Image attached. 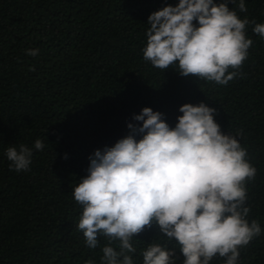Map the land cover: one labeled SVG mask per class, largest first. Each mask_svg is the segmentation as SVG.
I'll list each match as a JSON object with an SVG mask.
<instances>
[{
    "label": "trees",
    "instance_id": "obj_1",
    "mask_svg": "<svg viewBox=\"0 0 264 264\" xmlns=\"http://www.w3.org/2000/svg\"><path fill=\"white\" fill-rule=\"evenodd\" d=\"M178 2L0 0V264H102L108 241L100 236L97 248L86 246L77 228L82 208L72 194L89 156L126 136L127 123H137L133 114L144 107L174 127L181 105L201 102L216 109L223 133L243 130L237 139L257 169L246 184L248 219L259 222L261 234L239 249L238 264H264V39L247 27L253 44L242 76L227 85L182 77L175 64L155 68L142 53L148 17ZM216 2L264 23V0H245L247 13L231 0ZM29 49L39 52L29 56ZM38 138L43 150L34 148ZM20 144L33 150L26 172L10 170L5 155ZM132 243L134 264H143L149 243L175 248V264H182L179 244L155 225ZM210 264L224 260L217 255Z\"/></svg>",
    "mask_w": 264,
    "mask_h": 264
},
{
    "label": "clouds",
    "instance_id": "obj_2",
    "mask_svg": "<svg viewBox=\"0 0 264 264\" xmlns=\"http://www.w3.org/2000/svg\"><path fill=\"white\" fill-rule=\"evenodd\" d=\"M231 2L248 12L245 0ZM147 24L145 61L162 70L175 64L182 77L218 85L242 76L253 44L246 35L250 24L264 39V23L240 18L227 2L216 0H179L151 13ZM38 52L29 49L27 55ZM179 112L174 127L150 107L133 114L137 123L128 122L126 136L89 156L87 175L72 189L82 208L77 228L86 246L97 248L100 236L108 241L102 264H134L133 238L154 225L179 244L182 264H210L217 255L224 264H238L239 249L261 234L259 222L248 219L246 184L257 169L237 139L243 130L223 133L216 109L203 102L185 103ZM34 148L43 150L41 139ZM5 155L10 170H30L33 150L25 144L9 146ZM116 241L119 250L112 246ZM140 255L143 264H175L176 249L149 243Z\"/></svg>",
    "mask_w": 264,
    "mask_h": 264
}]
</instances>
